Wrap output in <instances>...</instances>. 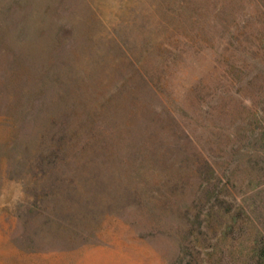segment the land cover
<instances>
[{"label": "rangeland", "instance_id": "obj_1", "mask_svg": "<svg viewBox=\"0 0 264 264\" xmlns=\"http://www.w3.org/2000/svg\"><path fill=\"white\" fill-rule=\"evenodd\" d=\"M0 264H264V0H0Z\"/></svg>", "mask_w": 264, "mask_h": 264}, {"label": "trees", "instance_id": "obj_2", "mask_svg": "<svg viewBox=\"0 0 264 264\" xmlns=\"http://www.w3.org/2000/svg\"><path fill=\"white\" fill-rule=\"evenodd\" d=\"M148 82V83H147ZM144 83H146V87H148V89L150 90V92H152V94H154V95H156V96H162V95H160L159 94V91H158V89L157 88H155L154 87V85H152V83L149 81V80H147L146 79V81L144 80ZM91 117V116H90ZM89 119H92V117L91 118H89ZM89 121V120H88ZM66 144V143H65ZM65 144H63V145H65Z\"/></svg>", "mask_w": 264, "mask_h": 264}]
</instances>
